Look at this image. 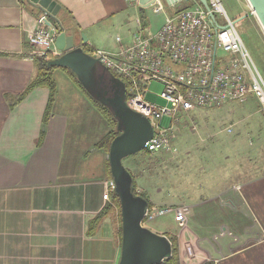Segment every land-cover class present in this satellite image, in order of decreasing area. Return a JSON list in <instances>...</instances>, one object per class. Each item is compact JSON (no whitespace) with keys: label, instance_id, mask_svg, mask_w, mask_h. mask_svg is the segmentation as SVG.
<instances>
[{"label":"crops","instance_id":"obj_1","mask_svg":"<svg viewBox=\"0 0 264 264\" xmlns=\"http://www.w3.org/2000/svg\"><path fill=\"white\" fill-rule=\"evenodd\" d=\"M53 1L60 6L56 18L74 30V45L88 56L94 49L115 51L117 36L128 43L135 34L124 22L125 10H137L132 0ZM38 10L27 0H0V264H118L121 238L116 208L101 218L93 235L87 234L89 221L110 203L102 200L104 184L111 178L108 153L97 146L108 133V123L78 80L61 69L52 75L54 98L40 145L36 140L48 89L35 88L16 99L36 71L28 37L39 23L57 27L56 19ZM136 20L131 21L136 24ZM234 180L216 185L222 188L210 189L213 195L195 205L219 200L214 211L227 208L239 215L237 233L223 224L211 227L210 234L197 233L194 242L200 259L192 263L187 257L182 263L184 240L166 232L167 238H176L180 264H264V173ZM183 218L187 222L185 214L177 222ZM198 219L209 221L202 213ZM184 220L180 231L187 225Z\"/></svg>","mask_w":264,"mask_h":264},{"label":"built area","instance_id":"obj_2","mask_svg":"<svg viewBox=\"0 0 264 264\" xmlns=\"http://www.w3.org/2000/svg\"><path fill=\"white\" fill-rule=\"evenodd\" d=\"M207 3L209 11L198 0H169V4L153 0L148 7L152 13L165 15L159 29L150 32L147 22L142 25L137 18L139 31L128 43L117 36V50L91 51V57L124 82L128 106L150 121L153 135L144 150L151 154L172 150L169 134L171 126L178 122V114L188 117L195 109L243 103L249 97H254L264 110V79L253 65L235 22L229 19L220 0ZM176 5L182 7L174 9ZM166 7L171 10L165 11ZM250 14L253 15L251 10ZM39 24L28 37L34 57L57 56V31ZM154 83L161 88L158 94L151 90ZM150 95L165 105L151 102ZM163 116L171 118L170 128L160 126ZM104 188L102 200L111 203L110 195L115 189L111 178ZM167 212L153 208L146 211L145 217L153 219ZM182 212L176 210L178 219Z\"/></svg>","mask_w":264,"mask_h":264},{"label":"rangeland","instance_id":"obj_3","mask_svg":"<svg viewBox=\"0 0 264 264\" xmlns=\"http://www.w3.org/2000/svg\"><path fill=\"white\" fill-rule=\"evenodd\" d=\"M220 1L229 19L235 22V28L253 65L264 79V34L254 16L250 14L247 2ZM181 7L176 5L174 9ZM151 10H125L124 22L129 24L132 32L137 33L138 27L131 20L144 17L150 32H154L161 27L165 15L153 14ZM241 17L243 18L240 19ZM73 76L75 77L74 74ZM151 90L158 94L161 88L154 83ZM150 101L165 105L155 95H150ZM177 120L172 126V120L168 116H163L159 121L161 127L171 126V152L148 156L142 150L126 157L122 163L126 169L132 170L136 188H139L137 191L147 194L148 199L154 203V210H168L151 222L146 220L143 224L156 233L167 236L166 232H170L178 241L184 240L181 248L182 263L187 257L192 259V263H196L201 255L195 248L197 246L194 239L197 233L210 234L211 227L215 229L223 224L236 234L240 225L238 221L241 219L226 207L214 211L219 200L209 201L202 207L195 203L211 197L213 189L217 191L222 188H215L216 185L231 182V179L238 183L264 173V110L254 97H250L241 104L228 102L221 107L195 109L188 117L178 114ZM154 122L158 123L157 120ZM227 129L231 131L228 132ZM182 191L185 192L184 196H181ZM184 202L191 206L188 209L178 207L179 203ZM177 209L184 211L182 214L187 215V222L186 218L181 223L177 222ZM200 213L205 218L209 217V221L204 223L198 219ZM183 220L187 225L180 231L179 227L184 226ZM199 244L204 246L205 242L200 241Z\"/></svg>","mask_w":264,"mask_h":264},{"label":"water","instance_id":"obj_4","mask_svg":"<svg viewBox=\"0 0 264 264\" xmlns=\"http://www.w3.org/2000/svg\"><path fill=\"white\" fill-rule=\"evenodd\" d=\"M27 1L42 14L55 18L60 28L54 43L60 55L49 61L47 66L65 68L73 73L85 92L107 108L116 121V130L119 133L109 145L107 160L110 176L115 184L114 194L120 206L121 250L118 264H161L171 256L172 245L166 236L143 224L148 203L134 194L132 176L122 163L126 157L144 150L146 142L153 135L150 121L128 106L124 82L97 59L74 45L75 32L56 18L60 14V6L55 1ZM152 1L137 0V10L142 12ZM165 1L169 4V0ZM245 1L264 34V0ZM198 2L206 11L210 10L207 0ZM43 20L47 26L51 25L45 18ZM83 41L86 38L83 37Z\"/></svg>","mask_w":264,"mask_h":264},{"label":"trees","instance_id":"obj_5","mask_svg":"<svg viewBox=\"0 0 264 264\" xmlns=\"http://www.w3.org/2000/svg\"><path fill=\"white\" fill-rule=\"evenodd\" d=\"M140 20H141V22L144 25V17L143 18L141 17ZM57 27H55V29L58 30V32H59L60 28H59L58 25H57ZM53 59H55V56H53L51 54H48L45 59H41L39 57H34V60H35V63H36V71H35L34 77L29 82L25 92H23L21 95L16 97L17 101L21 100L31 90H33L35 88H39V87H45L49 91L48 100H47V103H46V106H45V110H44V114H43V117H42V129L40 130L39 137L36 140V144L37 145H40L42 143V141H43V137L45 135V127H46V124H47V122L49 120L50 113H51V107H52V102H53L54 92H55V83H54V79L52 77L54 70L61 69V70L65 71V72H68L69 76H71L72 79L75 80V77L73 76V74L69 70H67L65 68H59V67H55V66L48 67L47 63L49 61L53 60ZM90 101H91L92 105L94 106V108H96V110L102 115V117L106 120V122L109 125L108 133L106 134L104 139L102 141H100L98 143V145H97L99 148H103L105 150V152L108 153V149H109V145H110L111 141L119 133L116 130V121L112 117L110 112L107 110V108L102 106L97 101L93 100L91 97H90ZM144 152L148 156L151 155V153H149L147 150H144ZM106 167H107V171H108V173L110 175L108 160H106ZM130 174H131L132 179H133V181H132L133 192H134L135 195H139V196H141L142 198H144L147 201V203H148L147 213H149L153 209L154 206L149 201L148 196H147L146 193L137 192L136 185H135V178H134V176H133V174L131 172H130ZM110 198H111L112 202L107 204L103 208L102 212L98 216L94 217L92 220L89 221L88 226H87L88 227L87 234L93 235L95 233L97 227H98V224H99L101 218L104 217L105 215H108V214L112 215L113 208H116L117 209V217H118L117 220H118V226H119L118 231H119V236L121 238V223H120L119 200H118V198L116 197V195L114 193H112L110 195ZM146 220H147V217H144L143 223ZM168 239H169V241H170V243L172 245V254H171V256L169 258L165 259L161 264H180L179 255H178V245H177L176 238H175V236H171V237H168Z\"/></svg>","mask_w":264,"mask_h":264}]
</instances>
